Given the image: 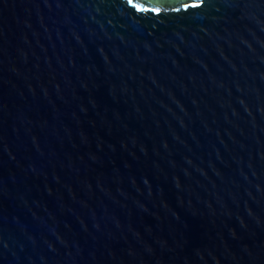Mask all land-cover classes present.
Returning <instances> with one entry per match:
<instances>
[{
	"label": "water",
	"instance_id": "1",
	"mask_svg": "<svg viewBox=\"0 0 264 264\" xmlns=\"http://www.w3.org/2000/svg\"><path fill=\"white\" fill-rule=\"evenodd\" d=\"M0 264H264V0H0Z\"/></svg>",
	"mask_w": 264,
	"mask_h": 264
},
{
	"label": "snow or ice",
	"instance_id": "2",
	"mask_svg": "<svg viewBox=\"0 0 264 264\" xmlns=\"http://www.w3.org/2000/svg\"><path fill=\"white\" fill-rule=\"evenodd\" d=\"M132 2V0H129V3H131Z\"/></svg>",
	"mask_w": 264,
	"mask_h": 264
}]
</instances>
